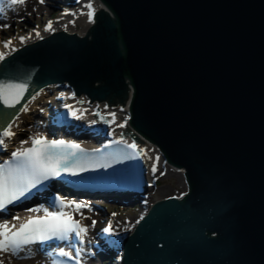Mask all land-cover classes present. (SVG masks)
<instances>
[{
	"label": "water",
	"instance_id": "obj_1",
	"mask_svg": "<svg viewBox=\"0 0 264 264\" xmlns=\"http://www.w3.org/2000/svg\"><path fill=\"white\" fill-rule=\"evenodd\" d=\"M99 1L86 33L0 60V83L27 88L0 102V128L48 85L127 103L120 135L155 144L187 187L148 207L120 264H264V0Z\"/></svg>",
	"mask_w": 264,
	"mask_h": 264
},
{
	"label": "snow or ice",
	"instance_id": "obj_2",
	"mask_svg": "<svg viewBox=\"0 0 264 264\" xmlns=\"http://www.w3.org/2000/svg\"><path fill=\"white\" fill-rule=\"evenodd\" d=\"M39 2L43 4L45 0H39ZM10 4L25 5L26 0H10ZM88 7L91 9V4ZM88 16L91 21L93 12L89 11ZM3 27H9V25H3ZM46 30H51V23L46 26ZM36 34L39 36V33ZM23 42L24 38L21 37V43ZM11 44L12 41L8 40L5 42L4 47L9 48ZM12 50L15 51V49ZM3 59V54H0V60ZM26 91L27 88L24 84L0 83V102H3L8 107H15L16 104L20 103ZM23 111H28L27 106L23 108ZM75 115L76 113L73 112V116ZM114 120L115 114H113V122ZM125 124L126 120L124 124L119 126L124 127ZM2 135L11 138L15 133L9 129L8 131H4ZM21 143L25 142L22 141ZM32 143L33 147L19 150L12 154L13 160L15 161L14 166L7 164L0 167V211L6 210L8 205L20 200L32 188H35L37 184L60 177L62 172H67L71 176H78L79 171L76 170L77 168L80 171L87 170L83 166L75 165L72 162L73 157H76L78 153H83L84 151L78 144H68L64 140L49 141L46 137L42 136L34 138ZM116 143H121V141L118 140ZM4 144V139H0V145ZM128 147L135 150L137 145L131 144ZM155 160L158 163L159 157L157 156ZM157 170V165L154 163L152 166L154 175ZM160 175L162 176L164 173L161 172ZM55 205L56 201L54 200L52 206ZM59 207L61 209L74 207L79 211L86 207V205L79 203L74 205L66 204L63 199H60ZM31 211H40V209H33ZM16 219H19V217H16ZM95 223V221L92 222L93 227ZM104 231L111 232V224ZM71 233H75L80 243L83 244L84 237L88 233V228L82 226L70 214L62 210L53 212L44 210L43 217L27 220L25 223L20 224L16 231L9 228L7 223L0 224V253L15 255L25 245L52 240L54 238L67 240ZM84 251L82 247L77 249L76 256L79 257ZM59 255L72 259L69 253L63 250L59 252ZM0 264H5V259L2 256H0ZM77 264H79L78 261Z\"/></svg>",
	"mask_w": 264,
	"mask_h": 264
},
{
	"label": "bare ground",
	"instance_id": "obj_3",
	"mask_svg": "<svg viewBox=\"0 0 264 264\" xmlns=\"http://www.w3.org/2000/svg\"><path fill=\"white\" fill-rule=\"evenodd\" d=\"M37 0H26L25 5H21L18 10H15L14 12H9L10 14L6 16L4 20H0V24L2 23H11L16 22L19 18H24L25 16V11L33 12L30 9L32 6L35 4L39 6ZM81 2H78L77 6H74L73 11L71 12V15L69 14V17L62 18L58 21H55V24H51V30H46V28H42V30L37 31L36 33H39V36L37 34H33V36H28L27 38L24 39V42L21 43V41L18 42H12L11 46L9 48H5L4 46L0 45V54H3L5 56L6 54L10 53V51H13L12 49L19 48L20 45H23L24 43L28 42H33L38 40V38L42 36H46L47 34H50L52 32H57V30H64L68 32H74L79 35L86 33L90 25L94 23V13L97 12L99 9L103 8L104 5L101 3L99 0H80ZM91 4L92 8L89 9L88 5ZM89 11L93 12V17L91 21L89 20L88 13ZM20 14V15H19ZM84 16L87 17L85 19L83 26L81 28H76L75 29V21L76 20H81L84 18ZM76 18V20H75ZM68 22V23H66ZM60 96L62 97V100L57 102L55 99ZM59 104H66L67 110L75 112L76 115L73 116V119H75V122L77 119H81V122H86V120H90L93 117V114L95 112H100L102 115H106L107 120H109V126H108V132L107 134H112L113 136L118 135V133L123 129L119 125L124 124L126 120V126H128L129 123V118L127 115V104L121 108V106L118 104H113L110 105L108 101L103 100V101H96L93 100L91 101L90 98H87L85 95L79 94L76 96L74 94L73 90H70L68 87H62L58 88L56 90H53V92L50 91L49 86L48 88L46 87H41L37 91H34V93L29 96V98L21 104L20 108L18 111L14 114L12 117L11 121L8 123V127L5 131H8L9 129L15 133L11 138L4 137L2 135V139H4L5 144L3 146H6L7 143L11 141L10 147L8 148L9 152L8 154H13L16 151L23 150L29 145V136L27 137H21V131L22 128H25L28 130H31L30 133L34 134L37 133V129H42L47 127L46 126V121L51 120V117L48 116L49 114L51 115L52 110L55 111L56 105ZM27 106L28 111L25 112L23 111V108ZM41 111L44 112V116H40V114L37 112L36 109H40ZM113 114H115V120L113 122ZM44 118L43 123L41 124L38 122L39 119ZM27 122V125H23V122ZM40 123V124H39ZM34 127V128H33ZM58 130L62 131V129L59 127ZM90 135V134H88ZM62 136V135H61ZM83 136H87L86 134H83ZM83 138V137H82ZM87 138V137H86ZM142 138V145L147 148V151L145 153L147 160H149L148 165L149 167L146 169V175L147 179L150 181L151 179L155 178L154 176L159 175V166L163 165V158L159 152V150L156 148V145L150 142L149 140L145 139V137L141 136ZM129 140V137H126L125 140ZM24 141L25 143H21ZM89 144H92L91 141H88ZM2 147V145H1ZM159 157L158 163L156 162L155 158ZM156 163L157 165V172L155 175L152 172V166L153 164ZM175 168V167H174ZM180 174H183L184 171L182 168H175ZM150 186L147 185L145 188V192L149 194ZM160 194L157 196L158 197H166V192L164 190H161L159 192ZM166 193V194H165ZM152 195V194H151ZM177 196L179 193L176 194ZM95 208V206H94ZM69 212H74L76 213L77 210L74 207H68ZM33 210V209H32ZM27 213H34V211L31 212H24L22 215L17 216L19 219L14 218L13 216L8 217L7 223L9 225V228H11L13 231H16L20 224L24 223V220L27 219ZM88 215V214H87ZM86 215V216H87ZM90 218V215H88ZM115 222V221H114ZM15 226V227H13ZM133 227V224H131V227L126 229V231H129ZM131 231V230H130ZM124 236V234L122 235ZM0 256L4 257L5 259V264H43L42 259H37L34 258L33 256L27 257V259H19L15 260L14 257H12L10 254H3L0 253ZM47 264H50L47 262Z\"/></svg>",
	"mask_w": 264,
	"mask_h": 264
},
{
	"label": "rangeland",
	"instance_id": "obj_4",
	"mask_svg": "<svg viewBox=\"0 0 264 264\" xmlns=\"http://www.w3.org/2000/svg\"><path fill=\"white\" fill-rule=\"evenodd\" d=\"M37 1V4H39V0ZM63 1L64 0H45V3H40L39 6L36 4L32 6L30 10L33 12H30V14L29 12L25 11L24 18H19L18 20H16V22H12V24H0V38H2L3 36H12L13 34H17L18 36L19 33L22 32H24L23 34L30 36L37 32V30H42L47 22L55 24V21L65 18V16L69 17V11L72 9V7H67V5ZM85 19H87L86 16H84V18H82L81 20H76L75 18V29L81 28V26H83L84 24ZM3 25H9V27H3ZM25 122L23 123L24 125L26 124ZM21 134V137H24L27 134L25 133L24 128L22 129ZM161 168L162 169L159 168V170L162 171L164 175L161 176L159 174V179L157 180L156 184L151 186V190H149L150 195L147 197L148 204H152L157 199L165 198H157L161 190H164V192L167 193H165L166 197L171 195L176 196L177 193L181 194V192L186 191L185 189L187 185L186 181L184 180L183 174H180V172H178L169 163L163 164ZM96 203L97 204L89 205L90 207L88 206L85 209L82 216L83 220L89 225L90 230L101 229L107 224L106 222L111 220L117 222L118 226H122V230H126L127 228L131 227V224H134L136 219L139 218V216L143 215L147 210V205H142L139 201L128 204H117L116 202L102 203L101 201H97ZM103 204H105L104 207ZM84 214L90 215V218L88 217V215L85 216ZM93 221L96 222L94 227L92 226ZM119 255L120 253L117 254L114 252L112 258H105L100 261L95 260L93 264H107L108 261H112L110 264H119Z\"/></svg>",
	"mask_w": 264,
	"mask_h": 264
}]
</instances>
